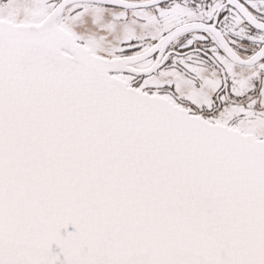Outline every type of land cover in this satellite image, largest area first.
Instances as JSON below:
<instances>
[{
	"label": "snow or ice",
	"instance_id": "6c2138e0",
	"mask_svg": "<svg viewBox=\"0 0 264 264\" xmlns=\"http://www.w3.org/2000/svg\"><path fill=\"white\" fill-rule=\"evenodd\" d=\"M0 264H264V0H0Z\"/></svg>",
	"mask_w": 264,
	"mask_h": 264
},
{
	"label": "water",
	"instance_id": "95a60500",
	"mask_svg": "<svg viewBox=\"0 0 264 264\" xmlns=\"http://www.w3.org/2000/svg\"><path fill=\"white\" fill-rule=\"evenodd\" d=\"M70 230H74V229H70Z\"/></svg>",
	"mask_w": 264,
	"mask_h": 264
}]
</instances>
